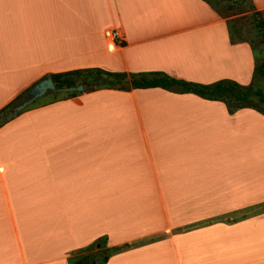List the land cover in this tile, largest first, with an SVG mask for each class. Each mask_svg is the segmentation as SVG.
Masks as SVG:
<instances>
[{
    "label": "crops",
    "instance_id": "crops-1",
    "mask_svg": "<svg viewBox=\"0 0 264 264\" xmlns=\"http://www.w3.org/2000/svg\"><path fill=\"white\" fill-rule=\"evenodd\" d=\"M251 1L264 14V0ZM252 67L247 44L229 43L201 0H0V108L75 69L246 85ZM99 237L122 247L105 264H264V117L148 88L8 119L0 264H67Z\"/></svg>",
    "mask_w": 264,
    "mask_h": 264
},
{
    "label": "trees",
    "instance_id": "trees-1",
    "mask_svg": "<svg viewBox=\"0 0 264 264\" xmlns=\"http://www.w3.org/2000/svg\"><path fill=\"white\" fill-rule=\"evenodd\" d=\"M201 1L223 20L229 43L247 44L253 60L251 80L248 84L239 85L227 79L218 80L210 84H198L175 79L161 72H110L100 68L75 69L51 74L47 77L50 78L55 89L81 86L80 92L75 90L62 92L63 97L60 99H67L81 93L103 89L129 91L132 89L159 88L172 93H189L204 100L219 101L224 105L228 114H232L238 109L248 108L264 117V60L260 58V54L256 51L257 45L253 46L250 42L243 39L241 29L242 22L244 24L247 22L258 40V45L264 44L263 12L258 11L251 0ZM257 80H261V87L254 86ZM27 89L0 108V126L7 122L8 119L6 117L10 113V109L17 104L19 97ZM52 94L48 93V95ZM60 99L53 98L51 101ZM33 103L22 111L31 107ZM121 248L107 247L105 237H99L88 246L69 253L67 264H105L108 257Z\"/></svg>",
    "mask_w": 264,
    "mask_h": 264
},
{
    "label": "water",
    "instance_id": "water-1",
    "mask_svg": "<svg viewBox=\"0 0 264 264\" xmlns=\"http://www.w3.org/2000/svg\"><path fill=\"white\" fill-rule=\"evenodd\" d=\"M81 86H77L75 88H62L55 89L53 83L51 82L49 77H45L44 79L38 81L34 85H32L29 89L22 93L19 97L17 104L10 109V113L6 117V119H11L17 115L20 111L25 109L31 103L36 101L37 99L45 96L47 93L53 92H65V91H81Z\"/></svg>",
    "mask_w": 264,
    "mask_h": 264
},
{
    "label": "rangeland",
    "instance_id": "rangeland-1",
    "mask_svg": "<svg viewBox=\"0 0 264 264\" xmlns=\"http://www.w3.org/2000/svg\"><path fill=\"white\" fill-rule=\"evenodd\" d=\"M246 22V21H245ZM243 25H242V37L244 40H246L247 42H250L251 45L255 46L257 45L256 47V51L257 53L260 54V58L262 60H264V44H259L258 45V40L257 38L254 36V32L250 29V27L248 26L247 22L244 24V22H242ZM262 85V82L261 80H257L254 84V86H259L261 87ZM62 92H53L52 95H45L39 99H37L36 101H34V103L31 105V106H36V105H39V104H43V103H48L49 101L53 100V98L55 99H60L63 97V95L61 94ZM262 107V106H261ZM264 109V107H263Z\"/></svg>",
    "mask_w": 264,
    "mask_h": 264
},
{
    "label": "built area",
    "instance_id": "built-area-1",
    "mask_svg": "<svg viewBox=\"0 0 264 264\" xmlns=\"http://www.w3.org/2000/svg\"><path fill=\"white\" fill-rule=\"evenodd\" d=\"M103 34L104 37L107 38L111 43H121V36L116 30H106Z\"/></svg>",
    "mask_w": 264,
    "mask_h": 264
}]
</instances>
